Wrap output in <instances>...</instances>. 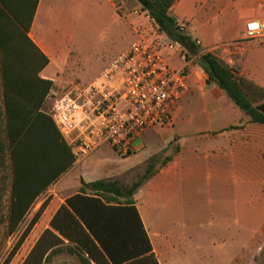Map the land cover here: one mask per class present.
<instances>
[{"label":"rangeland","instance_id":"1","mask_svg":"<svg viewBox=\"0 0 264 264\" xmlns=\"http://www.w3.org/2000/svg\"><path fill=\"white\" fill-rule=\"evenodd\" d=\"M57 1L62 8L59 16L58 10L55 13L51 10L56 8L54 0L42 1L34 31L48 38L56 47L68 46L71 49V63H74V67L71 65L69 69L72 68L78 77L74 80H53L55 86L64 90L69 89L71 84L82 86L92 82L105 66L136 40L133 33L135 28L150 33L151 27H156L143 14H131L136 8L134 0H126L121 5L119 11L125 16L116 13L104 1L97 0L94 10L91 0H73L70 3L68 0ZM178 1L174 2L169 14L177 22L193 15L190 20L191 34L200 39L205 47L234 35L241 19L262 8L254 0H234V4H231V0ZM197 45L201 54L202 49ZM245 46L244 49L247 48ZM178 54L179 50L175 49L167 57L173 67L181 64ZM191 58L190 72L195 90L191 89L186 102L183 103L185 97L177 103L172 111V125L165 129L181 136L179 143L184 154L197 149L199 144L209 148L215 146L213 140L204 138L211 127L217 126L213 123L210 99L217 93L226 96L214 84L206 87L204 72L198 67L197 60L193 56ZM241 58L240 64L235 67L236 72L243 73L239 75L264 89V80H252L256 72L248 67L250 64L256 65L259 68L257 72L264 76V42L250 44L248 57L245 58L242 52ZM195 83L200 86H194ZM244 118L241 125L232 129L239 130L240 141L239 162L234 166V171L231 169L234 175L229 170V176L224 174L221 178L209 180L199 177L184 182L181 204L172 213L153 211L151 204L146 203L148 222L156 226L164 246L169 237L179 239V253L192 256L188 264H199L193 260L195 255L231 254L235 251L231 240L226 237L221 240V237L231 233L237 215L241 221L255 222L256 226L264 222V126L250 123L249 118ZM228 123L233 122L230 120ZM158 130L159 127L148 129L135 142L136 146H142L127 156H121L108 144L102 145L82 163L62 175L36 203L43 200V204H48L53 198H66L77 193L82 187L81 180H110L129 187L140 179L150 162H155L159 168L163 160L173 155L179 146L177 138L167 144L157 134ZM9 168L10 162L7 159L3 172L8 177ZM247 211L250 213L246 214ZM24 229L23 226L9 239L6 228H0V264ZM51 264L80 263L77 257L64 253L56 256Z\"/></svg>","mask_w":264,"mask_h":264},{"label":"trees","instance_id":"2","mask_svg":"<svg viewBox=\"0 0 264 264\" xmlns=\"http://www.w3.org/2000/svg\"><path fill=\"white\" fill-rule=\"evenodd\" d=\"M135 1L161 32L178 42L189 56L198 57L197 65L207 81L217 85L250 123L264 126V89L214 54H200L195 40L169 14L176 0ZM36 6L37 0L23 19L18 13L22 6L0 5V224L7 222L8 236L17 230L35 200L74 162L69 146L40 110L53 82L41 78L49 60L28 35ZM179 149L177 146L160 167L167 165ZM7 159L10 202L7 213L2 214ZM159 168L150 162L140 179L129 187L110 180H81L82 187L66 198L52 217L50 228L42 233L22 264H51L53 257L62 252L77 257L80 264H159L133 199ZM33 224L34 219L2 264H10Z\"/></svg>","mask_w":264,"mask_h":264},{"label":"crops","instance_id":"3","mask_svg":"<svg viewBox=\"0 0 264 264\" xmlns=\"http://www.w3.org/2000/svg\"><path fill=\"white\" fill-rule=\"evenodd\" d=\"M35 0H0V5H10V6H22V11L18 10V13L22 14V18L26 19V14L29 15L30 7ZM43 0H37V6L33 15L30 31L28 33L32 41L37 45L41 52L48 58L49 63L41 71L40 76L43 79L51 80H74L78 77L77 74L73 72L72 68L69 69L74 63H71L72 51L67 47H56L48 38L41 35L35 30V20L41 9V4ZM73 0H68L72 2ZM104 1L116 12L125 16L121 13V5L126 3V0H98ZM181 0L178 1L180 3ZM208 0H206L207 2ZM220 1V0H216ZM262 8L250 15L245 19H241L239 22V28L234 35H229L222 41H219L213 46L205 47L200 39L194 38L191 34L190 20L193 15H190L189 19H184L182 22H178L179 25H183L184 30L188 31L192 39H196L195 42L200 45L202 53H212L218 58H220L226 65L235 69L241 62L242 52L245 53V58L248 57V51L250 44L253 42H264V41H246L243 37V31L245 23L251 19H259L264 21V1L254 0ZM54 6L51 10L55 13L58 10V16L61 11V7L58 6L59 1L54 0ZM135 2V10L132 15L145 14L146 12L141 10L140 5ZM234 0H231V4H234ZM97 0H91L92 10H94ZM174 5L171 7V9ZM170 9V11H171ZM169 11V12H170ZM140 13V14H139ZM141 32L139 29H134L133 33L135 38H137L138 33ZM236 45L239 46L241 50V55L236 52ZM244 45L246 49H244ZM201 53V54H202ZM250 59V56H249ZM245 62V60H244ZM106 67V66H105ZM104 67V68H105ZM248 67L255 70V76L252 80H264V76L257 72L259 68L256 65H249ZM72 72V73H71ZM71 73V74H70ZM242 75L243 73H239ZM206 80V87L213 85L214 83H209L207 75L204 73ZM191 89L192 87V76H191ZM215 85V84H214ZM194 86H200V84L195 83ZM216 89L220 88L215 85ZM1 89V87H0ZM190 89V91H191ZM188 97V96H187ZM186 99L183 101L186 102ZM2 99V94L0 100ZM212 103V117L213 123L217 126L211 127L204 138L211 139L214 141V147H202L199 144L197 149H192L191 152L184 154L182 146L180 145L181 136L177 133L170 132V129L160 128L157 134L164 138L168 143L173 139L177 138L179 144V152L175 154L172 160L165 166L160 167L157 173L149 179L145 184H143L139 190L133 196L135 201V206L138 210L142 223L149 236L153 253L159 264H188L187 262L191 260L192 256H187L185 254L179 253L180 243L179 239H174L169 237L167 245L164 246V242L159 236L157 228L154 224H149L147 219V208L146 203H150L153 211L160 213H172L177 211L181 204V196L183 194V184L186 181L192 179H198L199 177L205 178L206 180L212 178H221L224 174L229 173V170L234 171V166L238 164L240 158V144H239V130L229 129L230 127L239 126L242 123L243 117L245 120L248 116L243 114L228 98L223 94L217 93L210 99ZM1 104V101H0ZM44 103L41 107V112H43ZM245 115V116H244ZM233 123H228L229 121ZM170 128V127H169ZM207 141V140H205ZM142 146V145H139ZM231 173L234 175V172ZM227 176H229L227 174ZM43 193L35 200L34 204L29 208L25 214L22 222L19 224L16 231L24 226L26 228L28 224L34 219V224L23 241L21 247L13 257L10 264H22L30 250L36 244L42 233L50 228V221L54 214L57 212L59 207L65 204L66 198H53L41 212L43 205V200L38 203L36 201L42 197ZM10 202V177L7 179V189L2 197L1 213L6 214L8 211ZM249 214L250 211L245 212ZM7 229V222L0 224V228ZM13 232L8 236L10 239L15 233ZM231 240L233 244V251L231 254H200L195 255V261L199 264H264V222L256 226L255 222L241 221L237 215L236 222L232 225L231 233H227V236H222L221 240ZM65 245L68 244L67 240H64ZM251 245V246H250ZM235 246V247H234ZM65 252L59 253L56 256H60ZM68 254V253H67ZM70 255V254H69ZM54 256L53 259L56 257ZM73 256V255H72ZM52 259V261H53ZM52 263V262H51Z\"/></svg>","mask_w":264,"mask_h":264},{"label":"built area","instance_id":"4","mask_svg":"<svg viewBox=\"0 0 264 264\" xmlns=\"http://www.w3.org/2000/svg\"><path fill=\"white\" fill-rule=\"evenodd\" d=\"M144 17L151 19L148 13ZM149 32H139L89 84H71L67 90L53 84L46 96L42 113L69 146L73 166L104 144L121 156L130 155L138 150L135 142L148 129L171 127L173 109L191 89L192 58L157 26ZM243 37L264 41V21L246 22ZM175 49L179 50L178 67L167 59Z\"/></svg>","mask_w":264,"mask_h":264}]
</instances>
